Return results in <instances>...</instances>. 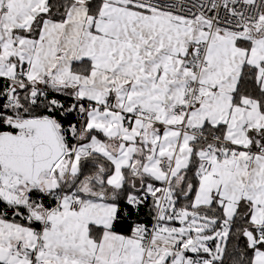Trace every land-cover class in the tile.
<instances>
[{"label": "snow or ice", "instance_id": "1", "mask_svg": "<svg viewBox=\"0 0 264 264\" xmlns=\"http://www.w3.org/2000/svg\"><path fill=\"white\" fill-rule=\"evenodd\" d=\"M0 264H264V0H0Z\"/></svg>", "mask_w": 264, "mask_h": 264}]
</instances>
